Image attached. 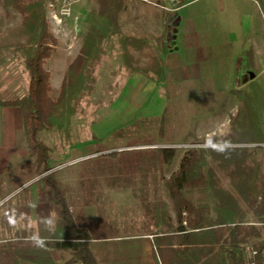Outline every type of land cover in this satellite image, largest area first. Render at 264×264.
<instances>
[{
  "label": "trees",
  "instance_id": "1",
  "mask_svg": "<svg viewBox=\"0 0 264 264\" xmlns=\"http://www.w3.org/2000/svg\"><path fill=\"white\" fill-rule=\"evenodd\" d=\"M46 1L0 0L6 10L14 9L21 16L17 30L24 41L3 46L12 47L11 52L21 58L28 73L26 92L12 99H0V106L20 110L26 148L29 156L34 157L42 186L52 193L50 207L56 212L58 222L50 236L42 240L43 246H37L33 239L5 241L0 259L3 258V264H99L89 247L90 227L78 225L71 216L56 178L57 170H51L54 165L50 162V150L39 133L68 124L75 107L67 104V98L73 92L79 97L90 93L94 68L101 61L103 45L111 35L118 37L124 50V67L130 74L148 76L152 72L161 79L164 59L160 52L166 54L168 46L165 42L162 48H157L143 36L121 32L120 16L128 0H95L85 20L78 53L68 64L59 93L53 98L49 94V73L43 67L56 41L45 18ZM128 47L148 49L144 67L130 62ZM3 59L0 53V63ZM232 93L241 104L230 120V130L223 137L208 141L224 145L188 147L178 169L168 177L161 174L163 167L176 156L172 146L111 150L98 141L84 146V154L89 155L82 160L93 163L92 168L111 182L140 176L144 184L148 178L145 171L152 170L155 192L157 181L162 180L172 202L174 218L157 197L151 208L146 207L155 228L150 233L154 235L155 255L160 264H244L246 243L256 239L258 251L264 248V175L255 155L257 146L252 145L264 143V86L253 77ZM145 121L140 119V124L144 126ZM156 170L160 173L158 177ZM219 172L229 178L230 188L221 184ZM30 178L21 180L20 184ZM142 184L139 190L144 201ZM182 212L187 214L185 219Z\"/></svg>",
  "mask_w": 264,
  "mask_h": 264
},
{
  "label": "rangeland",
  "instance_id": "2",
  "mask_svg": "<svg viewBox=\"0 0 264 264\" xmlns=\"http://www.w3.org/2000/svg\"><path fill=\"white\" fill-rule=\"evenodd\" d=\"M133 1L137 2V5L132 23L141 24V18L147 11L141 10L144 7L143 0ZM254 1L261 10V28L253 34L259 43L257 62L242 75L234 77L229 92L212 94L201 91L191 82H185L181 92L167 102V90L171 88H167L166 83L157 78V81H154V78L130 74L124 67V50L118 42V37L111 35L103 45L104 54L101 61L94 68L95 79L90 93L79 97L78 93L72 91L67 98V104L75 107L68 124L60 129L48 128L39 133V138L50 150V162L54 165L52 169L57 170L56 178L69 212L78 225L90 227V236L95 233L123 232L127 226V230L146 232L153 238L154 235L150 232L155 228L151 225V216L146 214V207L151 208L155 197L163 200L170 217L174 218L172 202L161 179L157 181L158 189L154 192L152 170L145 171L148 178L144 184L140 176L111 182L105 174L92 168L93 163L82 160L89 155L84 154V146L95 141L111 150L172 146L176 149V156L163 167L161 174L168 177L178 169L180 159L188 147L224 145L208 141L214 137H223L222 135L230 130V120L241 104L239 98L232 93L233 87L239 89L240 85L246 84L250 79L249 72L264 86V0ZM94 6L95 0H81L74 5L73 13L77 17L75 28L71 19L57 26L48 18L45 7L48 29L56 40L51 55L43 62V67L49 73V94L53 98L59 93L68 64L78 53L87 14ZM140 10L142 12H139ZM20 20L19 12L14 9L6 10L0 3V53L4 57L0 63L1 99L21 96L27 89L28 73L21 58L11 52V46H3L17 40L24 41L17 30ZM125 21L126 18L120 20L121 24ZM164 26L170 30L172 20ZM121 32L126 34L122 29ZM127 51L130 62L134 65H146L147 48L136 50L128 47ZM242 52L244 53V50ZM140 119L146 120L144 126L140 124ZM262 144L264 143L252 145L257 146L255 155L260 161L264 175ZM34 163V157L29 155L25 159L13 157L10 173L13 179L10 185L19 187L21 180L27 177H31L29 181L39 179L41 174L36 175L38 169ZM159 174L156 170L155 176L158 177ZM219 177L221 184L230 188L229 178L222 172H219ZM141 184L145 191L144 201L139 190ZM186 217L187 214L183 216L184 219ZM17 239L2 231L0 249L5 241ZM247 244L257 247L254 239L245 245ZM63 254L68 255L66 252ZM0 264H3V258L0 259Z\"/></svg>",
  "mask_w": 264,
  "mask_h": 264
},
{
  "label": "crops",
  "instance_id": "3",
  "mask_svg": "<svg viewBox=\"0 0 264 264\" xmlns=\"http://www.w3.org/2000/svg\"><path fill=\"white\" fill-rule=\"evenodd\" d=\"M143 2L141 10L147 13L141 24L132 23L137 2L128 0L120 16L126 21L120 26L126 34L143 36L157 48L167 43L166 54L160 52L164 66L162 78L158 79L171 88L165 93L167 102L181 92L185 82L212 94L229 92L234 77L257 62L259 43L253 34L261 28V10L256 1L192 0L173 15ZM170 20L168 30L164 24ZM146 77L157 81L152 72ZM21 126L17 107L0 106V233L4 231L16 239L43 240L58 222L50 207L51 191L39 179L27 180L19 187L10 185L13 157L25 159L29 155ZM89 247L99 264H160L149 233L127 230V226L123 232L91 235Z\"/></svg>",
  "mask_w": 264,
  "mask_h": 264
},
{
  "label": "built area",
  "instance_id": "4",
  "mask_svg": "<svg viewBox=\"0 0 264 264\" xmlns=\"http://www.w3.org/2000/svg\"><path fill=\"white\" fill-rule=\"evenodd\" d=\"M81 0H47L45 7L48 18L57 26L62 25L68 19L73 21L74 28L76 27L77 17L73 13V7ZM150 3L155 8L167 15L175 14L181 7L189 4L192 0H143ZM264 145V144H262ZM186 215V212H182ZM182 223L185 225L186 221ZM152 238V235H149ZM244 264H264V248L258 251L253 244L244 246Z\"/></svg>",
  "mask_w": 264,
  "mask_h": 264
},
{
  "label": "clouds",
  "instance_id": "5",
  "mask_svg": "<svg viewBox=\"0 0 264 264\" xmlns=\"http://www.w3.org/2000/svg\"><path fill=\"white\" fill-rule=\"evenodd\" d=\"M34 239V243H36L37 244V246H43V241L42 240H40V239H38V238H33Z\"/></svg>",
  "mask_w": 264,
  "mask_h": 264
},
{
  "label": "water",
  "instance_id": "6",
  "mask_svg": "<svg viewBox=\"0 0 264 264\" xmlns=\"http://www.w3.org/2000/svg\"><path fill=\"white\" fill-rule=\"evenodd\" d=\"M249 77L250 78H253L254 77V74L252 72H249ZM51 170H53V169H51Z\"/></svg>",
  "mask_w": 264,
  "mask_h": 264
}]
</instances>
